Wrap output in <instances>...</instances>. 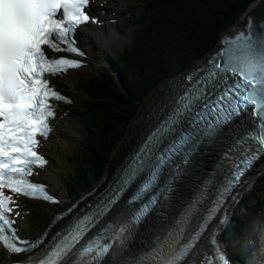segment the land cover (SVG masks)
I'll use <instances>...</instances> for the list:
<instances>
[{
	"label": "snow or ice",
	"instance_id": "snow-or-ice-1",
	"mask_svg": "<svg viewBox=\"0 0 264 264\" xmlns=\"http://www.w3.org/2000/svg\"><path fill=\"white\" fill-rule=\"evenodd\" d=\"M89 4L0 0V264H13L11 256L19 254L25 258L15 264H183L206 232L212 249L201 264H230L216 239L224 218L209 228L241 178L264 157V35H256L252 22L247 34L226 37L225 47L186 74L183 93L160 110L139 150L88 213L48 243L47 233L35 240L18 235L16 197L59 202L31 177L48 164L38 137L47 139L52 130L53 101L70 102L49 77L82 66L75 57L85 54L74 34L90 19L98 22L88 14ZM243 116L251 117L252 126L236 135L225 154L230 167L218 164L207 173L179 215H160L167 226L137 244L202 149Z\"/></svg>",
	"mask_w": 264,
	"mask_h": 264
},
{
	"label": "trees",
	"instance_id": "trees-1",
	"mask_svg": "<svg viewBox=\"0 0 264 264\" xmlns=\"http://www.w3.org/2000/svg\"><path fill=\"white\" fill-rule=\"evenodd\" d=\"M253 1L145 0L141 26L122 54L111 58L113 70L86 80L84 110L93 124L96 144L83 153L80 172L68 182L72 194L84 191L102 176L110 153L126 134L144 97L210 51L222 29L233 24ZM263 192L264 175L239 200L224 236L230 239L233 231L251 226L264 208V196H259ZM234 252L244 256L241 247Z\"/></svg>",
	"mask_w": 264,
	"mask_h": 264
},
{
	"label": "bare ground",
	"instance_id": "bare-ground-1",
	"mask_svg": "<svg viewBox=\"0 0 264 264\" xmlns=\"http://www.w3.org/2000/svg\"><path fill=\"white\" fill-rule=\"evenodd\" d=\"M126 0H102L100 2H97L96 4H93L91 6H94V8L97 9V11L101 14V16L104 19V25L103 26H90L87 25L88 27V35H84L85 41H83L82 46L85 47L87 50V54L89 56V62L88 65L75 69V70H69L67 74L64 76L58 78L55 80V82L65 91H67L71 97L73 98L74 103H78L81 101L83 95H84V88L83 86L79 83V77L80 74L78 71H81L82 69L84 71L86 70H94L96 66L100 63L103 62V59L100 55L96 53V47L95 44H101L105 45L108 41L118 43L121 41L119 38L122 34V28L123 25L117 24V20L122 19V13L120 9L121 4H125ZM120 9H119V8ZM86 26V25H85ZM238 25H234L233 28H230L229 30L231 31ZM230 31H225L224 35L227 34V32ZM206 58L202 60H198L193 67H198L200 66ZM170 82L166 81L162 84H160L155 90H153L150 95L142 100L143 102L141 103L140 108H138L137 116L133 117L129 123V130L128 134L125 136L123 142L121 145L114 151L112 154L111 158L110 156L108 157L109 162H108V167H107V173L104 179L107 180L108 175L111 172L116 171V167L119 165L123 152L131 146V143L136 140L140 134V131L143 128V121L145 118V115L149 113L150 109L155 105V104H160L162 103L161 100L165 98V100L168 98L167 96L170 93ZM135 118V119H134ZM57 128L60 130L59 136L56 138V144L57 148L52 147V143L54 142L53 139H49L47 141H44L43 143V149L48 153L50 157L49 163L46 165L44 168L42 174H48L50 177H47V181L50 184V188L52 192L56 193L57 196L59 197V204L60 205H66L70 201V197L68 193L64 190V182L62 180V173L70 169V163L68 160H66L65 157L61 159V152H64L67 149L72 148L75 146V141L73 140L72 137H74V133H77L78 127L80 126V118L76 115L68 114L65 117H60L55 121ZM62 128V129H61ZM70 140V141H69ZM68 147V148H67ZM67 148V149H66ZM53 154V156H52ZM211 155L210 152H207L205 150L201 151V154L198 155L196 158L203 156L205 157L204 163L208 166L211 165V161L209 160V156ZM195 158V159H196ZM262 163L264 164V157L258 161L255 166L250 170V177L247 179V181L239 188L237 187V192L238 196L242 195L245 191L249 190L250 186L252 183L250 182L251 178L254 176L255 173H251V171H257L258 167L262 168ZM107 166V165H106ZM110 167V168H109ZM263 171V170H262ZM257 179V178H256ZM251 183V185H250ZM237 202V199H236ZM21 204H23V210L25 209H30L29 214H25L23 219H20L19 224L21 227V230L26 231V234L29 235L28 232V224L30 219L32 218V209L33 207L31 206L30 203L26 201H22ZM58 206V205H56ZM234 207V202L231 204L230 208ZM183 210L182 206L178 207H172L166 205L163 212L167 215V218H173L175 216H178L179 213ZM160 215H157L155 220L160 219ZM225 225V222L220 225V230L217 233L216 239L217 242L221 245V231L223 230V227ZM164 226H167L166 223H164ZM207 246H210L208 242H206L204 239L194 247V252L201 253L203 250L205 251ZM193 258V256H192ZM183 264H191L190 262H187L184 260Z\"/></svg>",
	"mask_w": 264,
	"mask_h": 264
},
{
	"label": "rangeland",
	"instance_id": "rangeland-1",
	"mask_svg": "<svg viewBox=\"0 0 264 264\" xmlns=\"http://www.w3.org/2000/svg\"><path fill=\"white\" fill-rule=\"evenodd\" d=\"M132 2H133V0H126L125 4L122 5L123 6L122 13L125 15V18L127 21L126 25L122 28V40L119 41L118 43L109 41V44L111 45V47L105 46L106 47L105 50H99V53H100L99 55L103 58L102 66H96V68L94 70L79 71V74H80L79 78H80L81 82L85 84V85L82 84L84 89L87 90L86 81H85L86 73H94V72L102 69L108 63L107 62L108 61V58H107L108 54H110V52L115 54L117 52H120L122 49L126 48L129 45L130 41L134 38V36L138 32V29H137L138 27L136 25V23L138 22V19L135 18L134 19L135 22H134L133 15H135L137 13V11H139V8L133 9L131 6ZM140 25H141V21H140ZM233 27L234 26H230L229 28H227V30H229L230 28H233ZM227 30L223 29L221 31V34ZM216 46H218V44ZM212 49H214V48H212ZM207 54H208V52H207ZM207 54H205V55H207ZM201 59L202 58L194 60L188 67L184 68L180 73H182L185 70H190L191 68H193V65L198 60H201ZM166 81L170 82V79L169 80L166 79L165 82ZM84 99H85V92H84V95H83L81 101L78 102L76 105L77 106V108H76L77 112L83 113L82 109L84 111V108L82 106H80V103ZM140 106H141V104L139 105L138 108H140ZM135 116H137V115H135ZM80 119H81V125L79 126V129H81V127H84V129L86 131H89V127L85 126L86 123L84 121V118L81 115H80ZM75 139H76V141H75L76 144L74 147H72V149L70 150L71 152L68 155V162L70 163V169H68L67 171L62 173V180L64 181V183H66V180L73 178L74 174H78L81 170L82 165L76 164V162H75L76 158L78 160L80 159V157H77V154L74 155L76 153V151H78V149H80L82 146L88 147L90 144H93V145L96 144L94 142L95 139L92 136L86 135V134L83 135L82 132L78 136H75ZM123 140H122V142H123ZM122 142H120L119 144L121 145ZM64 152H66V150ZM107 167H108V164L105 168V173L102 177L106 176ZM262 170H264V164L263 163H262V168L260 166V168L258 167L257 171L256 170L251 171L252 174L253 173H255V174L250 180V182L252 183V185L250 183V185H251L250 188L252 186L254 187L255 185L258 184L260 177H262L264 175V172H260ZM257 176H259L258 180L256 179ZM65 186H63L64 190L66 192H68L69 197H71L69 191L66 189ZM247 191L244 192V194L241 198H243L246 195ZM259 196L263 197L264 192L259 193ZM241 198H240V200H241ZM35 207H36V214L33 215V225L31 227V230H36L40 226V223L43 221L44 218H49L51 216V210L55 208L53 206H47V205H43L41 203H35ZM251 223H253L251 228L246 227L242 232H237L235 234V236L233 237V245L236 244L237 248H239V246L242 245V248H243L242 251H243V253L246 254V257H245V259H247L246 262H248V261L252 262L255 259L256 255H259L260 253L264 252V209L260 211L259 215L256 216L252 220ZM38 231H40V230H37V232ZM205 241L208 242L207 239H205ZM224 243L227 246L228 242L224 241Z\"/></svg>",
	"mask_w": 264,
	"mask_h": 264
},
{
	"label": "water",
	"instance_id": "water-1",
	"mask_svg": "<svg viewBox=\"0 0 264 264\" xmlns=\"http://www.w3.org/2000/svg\"><path fill=\"white\" fill-rule=\"evenodd\" d=\"M249 22H252V24L254 25V30L256 32L257 36H261L264 35V0H255L253 2H251L248 7L245 9V11L242 13V15L238 18V20L233 24V25H238L236 26L234 29H232L230 32H228L230 35H232L236 30L238 31L237 34L239 32H245L247 34V25L249 24ZM227 30V28H224ZM223 30V29H222ZM237 34H233V37H235V35ZM227 35V34H226ZM231 37V38H233ZM221 38V37H220ZM225 40V37L222 38V41ZM226 45H222V48L225 47ZM165 80H163L162 82H160L158 85L162 84ZM157 85V86H158ZM157 86H155L146 96L145 98H147L150 93L155 90L157 88ZM144 98V99H145ZM143 99V100H144ZM142 103V102H141ZM140 103V104H141ZM139 104V105H140ZM139 107V106H138ZM138 112V108L134 114V116L137 114ZM131 121V120H130ZM129 121V123H130ZM129 123L127 125L126 128V133L128 134V130H129ZM126 134V135H127ZM125 135V136H126ZM122 142V141H121ZM120 146V145H119ZM111 158V156H110Z\"/></svg>",
	"mask_w": 264,
	"mask_h": 264
}]
</instances>
